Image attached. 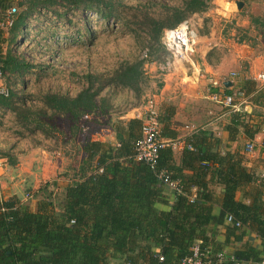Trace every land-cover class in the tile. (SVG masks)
I'll use <instances>...</instances> for the list:
<instances>
[{
	"label": "trees",
	"instance_id": "obj_1",
	"mask_svg": "<svg viewBox=\"0 0 264 264\" xmlns=\"http://www.w3.org/2000/svg\"><path fill=\"white\" fill-rule=\"evenodd\" d=\"M213 4V0H181L174 5L146 0L129 5L134 10V19H126L125 24H130L129 33L136 36L142 49H147L146 57L138 55L123 61L99 76L86 75L87 85L73 96L45 93L39 97L37 106L27 105L26 96L10 89L8 96L0 95V107L16 111L21 124H33L32 132L41 128L48 133L54 127L42 121L44 117L49 120L63 116L78 122L89 114L108 113L111 89H131L138 102L150 79L145 64L154 61L164 65L172 60V53L162 41L164 30L195 13L207 11ZM121 5L122 0H0V17L11 7L17 10L7 35L0 29L3 72L22 73L30 66L9 48L10 43L23 38V33L29 30L28 19L45 16L46 20L60 21L68 19L69 12L84 11L97 12L98 20L113 16L123 19ZM250 19L256 28H264V15H252ZM83 20L90 33L88 22L92 19L83 15ZM240 89L246 94L254 93L251 102L264 106V87L258 88L253 80L247 79ZM241 114L251 113L243 110ZM170 117L171 110L167 109L159 121L165 122L163 135L175 136L176 132L170 129ZM236 119L238 116L234 114L233 125L228 126L232 137L240 128L253 137L257 126L250 131L244 123H234ZM116 124L119 145L84 141L82 162L71 170L74 181L62 189L61 195L46 184L35 193L40 196L35 208L32 202L21 201L17 195L7 198L0 195V264H125L127 261L178 264L190 254L196 242L201 241V247L205 248L207 224L213 220L223 223L228 214L242 225L257 226L264 237V201L255 198L253 203H244L235 199L236 190L253 179L252 173L242 165L244 155L222 153L218 148L220 139L204 130L187 139L181 165L172 159L170 148L162 147L156 168L165 170L181 186V192L174 193L170 202L164 194L165 184L156 172L134 158L133 144L141 135L142 119L118 120ZM100 167L101 172L97 171ZM185 169L192 171L188 173ZM214 177L223 187L221 212L216 217L211 212L216 198L209 188ZM53 185L57 186L56 181ZM193 187L196 195L191 201ZM157 203L168 205L169 209H160ZM159 255L163 256L162 261Z\"/></svg>",
	"mask_w": 264,
	"mask_h": 264
},
{
	"label": "rangeland",
	"instance_id": "obj_2",
	"mask_svg": "<svg viewBox=\"0 0 264 264\" xmlns=\"http://www.w3.org/2000/svg\"><path fill=\"white\" fill-rule=\"evenodd\" d=\"M145 1L122 0L119 9L123 19L113 16L98 20L99 14L96 12V17H89L92 19L88 22L92 29L90 33L83 20V15L86 16L83 12H69L68 19L60 21L57 18L46 20L45 16L32 18L31 26L23 33V38L18 37L15 43L9 45L12 53L30 66L22 73L4 71V82L13 91L26 96L27 105L37 106L40 103L39 97L45 93L75 95L87 85L86 75L99 76L100 73H107L123 61L142 56L143 51L147 50L142 49L136 36L129 33L130 24H125L126 19H134V10L129 5ZM155 1L174 5L181 0ZM228 1L231 4L225 3L226 0H213V5L220 6L226 15L236 14L235 18L230 19V23L224 22V16H220L221 19L214 28L221 31L223 36L232 37L234 31L236 40H242L241 43L253 48L254 53L264 50V40H259L263 38L261 31L253 24H241L243 19H249L252 15H264V0H240L243 1L240 8L237 7L236 0ZM222 10L220 13L224 14ZM206 18L209 19L210 16H202L201 21ZM201 25L200 29L205 28ZM192 28L197 30L193 23ZM6 46L7 43L4 48ZM172 59L175 60V57L172 56ZM162 65L160 64L161 71L172 69L169 64L166 67ZM150 66L145 64V70L154 75L150 79L152 84H158L156 70L159 66ZM127 93L122 90L116 92L115 99L124 98L126 102L129 100ZM42 121L48 122L54 129L44 133L41 128H37L32 132L31 129L35 127L33 124H21L16 111L0 107V156L5 159L4 167L0 169V195L3 198L17 195L21 201L32 202L40 197L35 193L46 184L53 191H61L55 189L63 187V177L71 172L67 169L70 161L78 163L80 160L82 142L99 138V127L107 122V116L90 114L76 125L63 116H55L49 120L44 117ZM100 124L102 125L99 126ZM77 130H81V133ZM11 160H14L12 164ZM53 181H56L57 186L53 185ZM29 192L34 193L32 198L24 200Z\"/></svg>",
	"mask_w": 264,
	"mask_h": 264
},
{
	"label": "crops",
	"instance_id": "obj_3",
	"mask_svg": "<svg viewBox=\"0 0 264 264\" xmlns=\"http://www.w3.org/2000/svg\"><path fill=\"white\" fill-rule=\"evenodd\" d=\"M226 1V3L231 4L228 0ZM219 7L213 6L205 12L195 13L193 17H189L197 29L198 41L196 51L190 60L172 59L167 64L162 65L166 67L169 64L172 69L162 71L160 63L154 61L146 63V66L151 65V68L159 66L157 67L159 69L156 70L158 84H152L150 79L154 75L148 74L149 72L146 70L150 79L138 102L131 89L117 87L110 90L111 109L108 113H99L100 117L107 116V122L104 125H99H102L99 127V138L89 140H99L112 147H117L119 143L115 122L130 118L142 119L145 113L146 101L153 100L158 109L159 118H163L167 109L171 110L170 129L173 133L175 131L176 135H163L162 128L165 124L163 120L160 123V134L162 140L166 143L165 146L170 148L172 159L177 165L182 164L183 153L190 135L199 130L207 131L210 135L220 139L218 148L222 153L230 151L231 153L236 152L244 155L245 159L242 161V165L253 175L250 182L243 183L236 190L235 199L244 203H253L255 198L264 201V132L261 131V128L264 127V106L251 102L254 93L246 94L244 90L240 89L247 79L253 80L258 88L264 87L261 81L255 78L259 72H264V50L254 53L253 48L241 43L242 40H236L234 31L232 37L220 34L221 31L219 32L214 28L217 25L216 22L221 19L220 16H224V22H230L229 20H233L236 14L226 15V12ZM221 10L224 14L220 13ZM201 14H203V18L208 16L210 18H206L202 22V16H199ZM29 21H32V18L28 19ZM201 24L205 28L200 29ZM210 24H212V27ZM241 24L252 25L251 19H243ZM257 29L261 31V36H263L259 40H264V28ZM4 33V35H7L6 30ZM225 81H230V84L225 85ZM121 90L128 92V101L125 102L124 98H121V100L115 99L116 92L119 93ZM237 90L243 91L248 96L247 99L236 96L237 100L243 101L240 111H231L228 107L217 104L210 99L211 93L233 94ZM104 93L105 91L102 92V94ZM243 110L251 114H241ZM234 114L238 116V120L236 119L237 121L234 123H244L246 128L250 127V131L257 126L258 130L254 132L253 137H249L241 128L232 137L233 134L228 126L233 125L231 124V117ZM86 117L87 115L80 120ZM78 122L72 123L76 125ZM191 128L196 129L191 131ZM77 132L81 133V130H77ZM207 141L213 142L212 139ZM249 144L252 146L251 149L248 148ZM80 153V160L78 163L70 161L71 163L67 167L68 171L73 170V167L82 162L81 159L84 156L83 142ZM184 171L190 173L192 170L185 169ZM209 176L210 174L206 178L209 179ZM213 179L209 182V188L216 198V201L212 202L211 210L212 215L216 217L221 212L220 200L223 187L215 177ZM73 181L72 172H69L63 177V187L55 190L62 191L65 186ZM174 193L180 192L165 184L164 194L169 197L170 202L174 200ZM195 195L196 187H193L190 194L193 197L192 200L190 199L191 201H193ZM37 201V199L32 201L31 206L33 208L36 207ZM156 206L164 210L169 209L168 205L161 203H157ZM206 229L208 241L204 249L208 251L209 255L218 252L223 253V264H234V262L238 264H264V237L260 235L257 226L242 225V223L240 226H235L225 218L223 223H218L215 220L211 221L207 224ZM196 243H201V241Z\"/></svg>",
	"mask_w": 264,
	"mask_h": 264
},
{
	"label": "built area",
	"instance_id": "obj_4",
	"mask_svg": "<svg viewBox=\"0 0 264 264\" xmlns=\"http://www.w3.org/2000/svg\"><path fill=\"white\" fill-rule=\"evenodd\" d=\"M16 8L11 7L8 9L4 17H0V29L8 30L15 21ZM83 14L92 17L97 16L96 12L84 11ZM164 44L167 49L170 50L172 56L181 61H188L194 55L197 45V33L194 28H192V22L190 18H186L175 27L165 29L163 34ZM146 51H143L142 56L146 57ZM258 81H261L264 85V72H259L256 77ZM4 72L0 65V95L8 96L10 92V86L4 82ZM239 98H248V96L240 90H237L233 94H224L219 92H214L210 94V99L217 104L228 107L231 111H240L242 109L243 101L237 100ZM188 127V126H187ZM196 128H191L193 131ZM264 132V127L261 128ZM141 135L135 140L133 144V155L138 161H144L147 163L155 172L157 177L164 182L171 189L181 192V186L179 183L171 179L169 173L165 170H157L156 166L159 159V151L165 146V141L161 138V126L159 121V112L155 106L153 100L146 101L145 113L142 118L141 124ZM192 148V146H189ZM251 144L248 148L251 149ZM5 159L0 156V169L4 167ZM97 171H102L99 168ZM33 194L31 192L25 195L24 200L32 198ZM192 200L193 197L189 196ZM227 221L233 223L235 226H240L241 222L234 219L232 214H228L226 217ZM73 221V220H72ZM159 261L163 260V256L159 255ZM224 255L221 252L215 253L214 255H209L208 251L201 247L200 243H195L190 248V254L183 257L178 264H223ZM125 264H131L127 261ZM234 264H238L234 262Z\"/></svg>",
	"mask_w": 264,
	"mask_h": 264
},
{
	"label": "water",
	"instance_id": "obj_5",
	"mask_svg": "<svg viewBox=\"0 0 264 264\" xmlns=\"http://www.w3.org/2000/svg\"><path fill=\"white\" fill-rule=\"evenodd\" d=\"M235 3L237 4V7L240 8L242 6L243 1L236 0ZM224 84L228 85V84H230V81H225Z\"/></svg>",
	"mask_w": 264,
	"mask_h": 264
}]
</instances>
